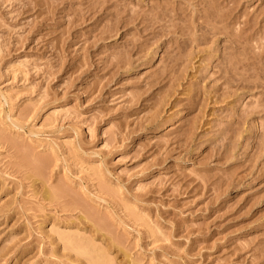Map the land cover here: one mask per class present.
<instances>
[{
    "label": "rangeland",
    "instance_id": "rangeland-1",
    "mask_svg": "<svg viewBox=\"0 0 264 264\" xmlns=\"http://www.w3.org/2000/svg\"><path fill=\"white\" fill-rule=\"evenodd\" d=\"M0 264H264V0H0Z\"/></svg>",
    "mask_w": 264,
    "mask_h": 264
}]
</instances>
